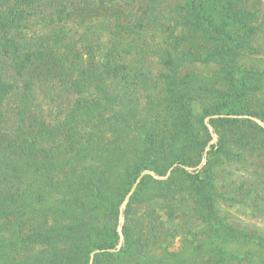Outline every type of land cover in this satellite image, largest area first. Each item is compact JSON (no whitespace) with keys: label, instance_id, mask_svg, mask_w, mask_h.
Returning a JSON list of instances; mask_svg holds the SVG:
<instances>
[{"label":"trees","instance_id":"1","mask_svg":"<svg viewBox=\"0 0 264 264\" xmlns=\"http://www.w3.org/2000/svg\"><path fill=\"white\" fill-rule=\"evenodd\" d=\"M50 2L51 12L43 11ZM65 2L0 0V264H89L90 252L96 249L100 251L91 264H149L126 229L122 244L118 239L120 203L144 169L162 174L179 162L178 156L185 154L182 141L176 144L179 139L196 140L192 129L196 101L203 105L205 116L221 114L220 108L225 114L238 113L235 103L227 105L228 96L223 106L207 101L212 89L204 78L199 81L181 73L192 54L178 44L193 39H201L202 47L211 40L219 43L225 77L235 90L230 98L243 96L253 89L249 73L236 70V59L241 49L249 48L257 17L248 0H188L175 8L170 32L150 7L134 25L116 24L122 34L106 36L104 41L99 37L96 44L84 35L78 47L68 34L71 16L107 19L112 13L99 12L88 3L70 2L65 9ZM37 8L45 15L30 13ZM148 23L157 24L162 41L146 38ZM40 24L50 27L47 37L27 39L26 31ZM95 50L99 57L85 65L84 55L91 58ZM150 55L163 67L155 79L147 65ZM157 82L168 93L160 109L150 96ZM53 83L74 97L67 109L59 111L60 117L49 121L42 108L47 97L44 85ZM37 88L44 92L43 98ZM141 92L149 94L145 107ZM262 112L250 114L264 121ZM220 120L233 126L243 119ZM231 128L238 134L237 127ZM253 132L251 139L238 134L237 141L264 149L263 139L252 143L259 137ZM132 140L137 142L134 147L129 145ZM173 185L158 190L173 196ZM143 190L133 191L129 204L139 200ZM208 209L213 216L211 205ZM218 225L222 233L215 231L216 237L238 234L264 247V233L248 235L226 223ZM59 242L64 246L52 253L50 248ZM118 243L121 246L115 250ZM40 245L48 250L42 251L44 256L31 251ZM213 245L215 264H225L226 252L218 242ZM106 249L114 252L101 251ZM243 256L258 263L263 258L259 249Z\"/></svg>","mask_w":264,"mask_h":264},{"label":"rangeland","instance_id":"2","mask_svg":"<svg viewBox=\"0 0 264 264\" xmlns=\"http://www.w3.org/2000/svg\"><path fill=\"white\" fill-rule=\"evenodd\" d=\"M187 1L66 0L63 6L66 9L70 7V2L80 5L88 3L90 6L95 5L99 12L112 13L111 16H107V19L102 16H71L73 21L69 22L68 34L72 40L79 42L77 46L81 47L79 38L84 35L96 44L99 37L101 41H104L106 36L113 37L114 33L122 34L123 29L116 27V24L132 26L140 19L142 12L150 7L158 11L157 17L160 18V24H164V30L170 32L175 8L185 5ZM51 5L52 2L43 11L51 12ZM248 5L257 17L255 21L257 26L249 48L241 49L238 53L236 70L240 74L249 73L248 83L251 84L252 92L230 98L235 90L228 85L225 77L226 62L219 50V43L211 40L202 47L201 39H193L178 44L180 49L191 51L192 54V56L188 55L189 60L181 73L194 75L199 81L204 78L207 87L212 89L207 101L213 106H223L226 105L228 96L227 105L235 103L237 106L234 105V111L238 113L225 114V108H220L221 114L205 116L203 105L199 103V100L196 101L193 104L192 118V129L196 134V140L193 142L188 139L189 137L179 139L176 144L180 145L182 141L185 153L183 156H178L179 162H174L162 174L144 169L131 186L132 192L129 194L130 188L120 203L116 221L118 239L122 244L126 229L131 238L137 242L142 256L149 264L177 262L215 264L214 241L218 242L222 250L226 252L222 255L225 264H264V247L258 246L256 239L249 240L248 237L238 234L236 236L221 234L216 237L214 233L215 231L222 233L219 222L231 225L238 232L242 231L248 235L258 236L264 233V149L259 145L241 144L237 141L238 134L241 139L244 137L251 139L250 135L254 134L253 129L259 137L257 140H251L252 143L260 139L264 140V132L255 127L264 128V121L250 114L264 112V0H248ZM30 13L37 17L45 15L39 8L31 10ZM68 13H74V9L69 10ZM144 27V35L149 41L150 39L162 41L164 36L160 35L161 31L157 24L148 23ZM49 29L50 27L46 28L40 24L27 30L25 35L27 39L37 36L47 37ZM174 33L177 34V31ZM93 54L91 58L84 55L83 58L88 59L85 65L91 66L93 62L91 59L95 61L99 57L98 50H95ZM148 62L150 73L155 79L163 67L156 56L150 55ZM48 84L44 85L47 92L46 98H43L42 90L38 88L37 90L38 96L45 99L42 105L44 114H47L46 117L52 121V117L61 116L59 111L67 109L74 96L64 92L62 86L56 83L50 84L51 86ZM151 93L150 96L153 95L152 99L159 107L156 109H160L168 98L164 85L157 84ZM148 95L146 92L140 94L143 107L149 101ZM222 118L243 120L241 124L238 122L232 126L230 122L220 120ZM245 119L253 122L250 124L249 121L245 122ZM231 127H237L238 134L231 130ZM203 144L205 147L201 151ZM129 145L134 147L137 142L134 143L132 140ZM211 145L215 147L210 150ZM174 168H177V171L172 175L170 173ZM172 185L176 188L173 196L166 197L158 190L163 191ZM140 187L144 189L141 191V197L129 204L133 191ZM148 196L152 199L149 200ZM209 205H211L213 216L210 215ZM106 220L110 221L111 216H107ZM121 244L118 243L115 250L119 249ZM63 246V242H59L53 244L50 249L54 253L56 248ZM251 249L260 250L263 257L260 263L254 259L249 260L245 256L241 257ZM43 250L48 252L47 248L41 245L31 249L34 253H41ZM99 251L96 249L90 252L89 264L92 263L93 255ZM101 251L114 252L112 249ZM229 253L234 257H229ZM14 254L16 258L19 257L18 254ZM40 255L44 256V253Z\"/></svg>","mask_w":264,"mask_h":264},{"label":"water","instance_id":"3","mask_svg":"<svg viewBox=\"0 0 264 264\" xmlns=\"http://www.w3.org/2000/svg\"><path fill=\"white\" fill-rule=\"evenodd\" d=\"M132 190H133V187L131 188V190H130L129 194L132 192Z\"/></svg>","mask_w":264,"mask_h":264}]
</instances>
